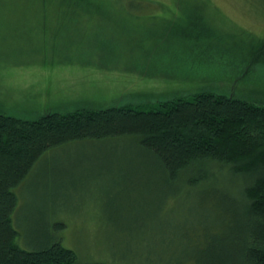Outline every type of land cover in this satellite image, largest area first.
Instances as JSON below:
<instances>
[{
    "label": "rangeland",
    "instance_id": "obj_1",
    "mask_svg": "<svg viewBox=\"0 0 264 264\" xmlns=\"http://www.w3.org/2000/svg\"><path fill=\"white\" fill-rule=\"evenodd\" d=\"M201 91L264 103V0H0L1 112L35 119ZM146 160L125 139L47 151L15 189L18 244L45 219L64 225L81 262L195 264L220 195L170 191Z\"/></svg>",
    "mask_w": 264,
    "mask_h": 264
},
{
    "label": "trees",
    "instance_id": "obj_2",
    "mask_svg": "<svg viewBox=\"0 0 264 264\" xmlns=\"http://www.w3.org/2000/svg\"><path fill=\"white\" fill-rule=\"evenodd\" d=\"M116 139L144 155L164 188L220 195L217 218L196 227L195 264H264V103L211 91L35 119L0 111V264H92L62 244L60 222L38 220L21 247L15 189L53 148Z\"/></svg>",
    "mask_w": 264,
    "mask_h": 264
}]
</instances>
